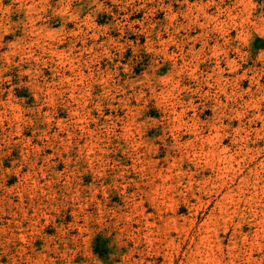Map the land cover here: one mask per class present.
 <instances>
[{"label":"rangeland","instance_id":"374dc122","mask_svg":"<svg viewBox=\"0 0 264 264\" xmlns=\"http://www.w3.org/2000/svg\"><path fill=\"white\" fill-rule=\"evenodd\" d=\"M0 264H264V0H0Z\"/></svg>","mask_w":264,"mask_h":264}]
</instances>
